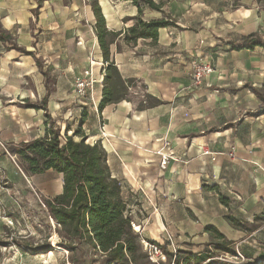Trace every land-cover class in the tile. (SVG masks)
<instances>
[{"label": "crops", "instance_id": "obj_1", "mask_svg": "<svg viewBox=\"0 0 264 264\" xmlns=\"http://www.w3.org/2000/svg\"><path fill=\"white\" fill-rule=\"evenodd\" d=\"M92 1L0 0V33L9 37L0 41V140L14 147L42 138L47 123L64 129L80 117L76 128L106 151L140 236L160 244L171 239L169 252L228 248L248 233L246 221L264 219V114H256L264 106V49L242 52L239 45L259 32V16L249 11L243 19L190 25L175 0H153L162 12L146 9L141 19L166 14L176 27L133 45L121 34L104 62ZM96 1L108 31L134 25L137 8L129 2L115 1L114 9ZM193 61L213 67L198 87ZM91 62L96 75L113 70L133 83L103 109V84L95 85L97 110L88 108L81 120L74 80ZM139 86L159 104L144 105ZM202 146L213 154L203 155ZM158 152L172 157L164 167Z\"/></svg>", "mask_w": 264, "mask_h": 264}, {"label": "trees", "instance_id": "obj_2", "mask_svg": "<svg viewBox=\"0 0 264 264\" xmlns=\"http://www.w3.org/2000/svg\"><path fill=\"white\" fill-rule=\"evenodd\" d=\"M114 1L129 2L137 8L138 15L134 25L124 32L108 31L97 1L91 2L96 21L95 34L104 62H109L110 46L121 34L127 45H133L138 39L156 40L159 29L176 27L175 21L166 14L158 19H141L146 9L162 12V5L153 0ZM7 40L9 37L0 33V41ZM228 44L233 45L232 42ZM239 45L247 50L264 49V39L250 34L242 36ZM132 83V79L123 80L117 72L113 71L109 76L105 74L98 109L118 102L126 95ZM145 98L144 105L159 104L156 99L150 101L151 96L147 95ZM144 105L140 104L139 107ZM256 114H264V106L257 109ZM46 117L49 116L46 114ZM46 127L47 131L42 138L22 142L14 146L12 152L18 157L19 165L26 174L34 176L51 171L62 177L61 192L42 200L47 222H52L56 227L57 246L64 247L71 253L78 251L82 261L84 247H88L92 254H99L104 264H148L147 254L142 251L139 243L140 235L133 232L131 227V219L122 198L123 185L112 176L107 164V153L101 143H86L80 130L74 131L71 136L64 135L61 140L54 124L47 123ZM74 137L79 139L75 141ZM205 230L208 232L215 229L207 227ZM217 239H223V245L231 244L218 232ZM26 246L35 254L50 251L47 241L36 247ZM162 249L167 257L171 256L164 247ZM223 249L226 250V247ZM207 256L209 255L201 257L198 264L212 258ZM179 259L178 256L175 257L173 264H180Z\"/></svg>", "mask_w": 264, "mask_h": 264}, {"label": "rangeland", "instance_id": "obj_3", "mask_svg": "<svg viewBox=\"0 0 264 264\" xmlns=\"http://www.w3.org/2000/svg\"><path fill=\"white\" fill-rule=\"evenodd\" d=\"M85 1L89 3L90 0ZM106 1L114 9L120 6L114 0ZM175 5L182 17H185V22L190 25L215 19L219 23L227 22V19H243V16L249 15L251 11L254 15H258L261 21L259 32L255 35L264 38V0H175ZM112 73L113 70L110 71V75ZM143 94L139 86L136 95L140 100L146 101ZM78 121L80 120L73 123V120L71 127L64 129L54 125V129L59 130L61 140L64 135L71 136L78 130L76 128ZM77 138L74 137V140H78ZM2 144L3 146H0V264H72V261L74 264H104L99 254H92L88 247H84L85 254L82 261L78 251L71 253L66 248L57 246L56 227L52 222H47L42 200L57 195L61 187L60 176L52 172L34 176L26 174L19 165L18 157L12 152L13 146L3 142ZM225 213L230 212L225 211ZM245 229L251 232H243L240 239L234 241L226 250L211 247L204 248L198 253L191 248L190 250L175 248L174 255L180 258V264H198L199 258L192 256L196 254L212 257L201 264H264V219L246 221ZM45 241L49 243L51 252L35 254L26 246L36 247ZM143 241L146 239L140 236L141 249L146 253L143 250ZM172 256L173 254L166 258V262L160 264H171ZM148 264L154 263L148 260Z\"/></svg>", "mask_w": 264, "mask_h": 264}, {"label": "built area", "instance_id": "obj_4", "mask_svg": "<svg viewBox=\"0 0 264 264\" xmlns=\"http://www.w3.org/2000/svg\"><path fill=\"white\" fill-rule=\"evenodd\" d=\"M103 67V65H99ZM96 67V63L91 62L89 68L85 69L82 74L75 78L74 80V92L77 98V103L79 105L80 113L87 110L88 108H93L97 110L95 103V99L92 96L93 89L95 85H102L104 80V75H96L93 71V68ZM213 73V67L209 63H203L200 61H193L191 63V81L193 87H198L202 84V81L205 77L209 76ZM129 90H131L129 88ZM245 115V113L243 114ZM80 119V117L78 118ZM0 146L3 144L0 141ZM203 155H212L209 150L205 149L202 146ZM160 166L164 167L167 165L168 161L172 158L170 154H160ZM126 208L128 212V216L131 219V227L135 233H139V226L136 225L135 219L132 217V212L130 208L128 209V203H126ZM172 245L171 239H169L166 243L160 244L153 240L143 241V250L147 253L148 260L154 264H160L162 262H166L167 255L163 251L164 246ZM176 249L174 248L170 254H173L171 264H173L176 255H174Z\"/></svg>", "mask_w": 264, "mask_h": 264}]
</instances>
